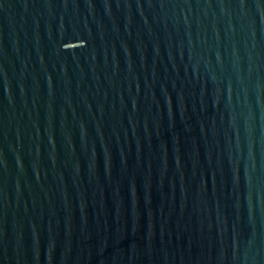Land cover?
<instances>
[{
  "label": "water",
  "instance_id": "obj_1",
  "mask_svg": "<svg viewBox=\"0 0 264 264\" xmlns=\"http://www.w3.org/2000/svg\"><path fill=\"white\" fill-rule=\"evenodd\" d=\"M0 264H264V0H0Z\"/></svg>",
  "mask_w": 264,
  "mask_h": 264
}]
</instances>
